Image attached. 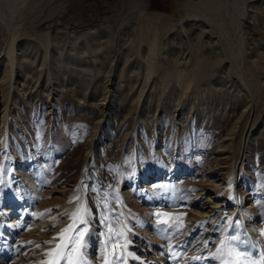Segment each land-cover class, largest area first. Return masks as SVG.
Instances as JSON below:
<instances>
[{
  "label": "rangeland",
  "instance_id": "1",
  "mask_svg": "<svg viewBox=\"0 0 264 264\" xmlns=\"http://www.w3.org/2000/svg\"><path fill=\"white\" fill-rule=\"evenodd\" d=\"M63 1H68V9L60 20L49 18L35 27L0 25V141L7 137L11 146V153L0 151V192L13 196L26 188L32 197L26 207L29 213L22 220L10 203L3 202L0 222L5 220L21 233L46 241L76 218L80 222L84 214L89 222L84 238L94 240L91 249L99 254L93 251L91 256L84 246L83 251L93 264H108L112 244L96 224V217L104 211L91 187L99 180L104 185L102 193L120 200L113 206L117 214L133 223L128 228L123 225L127 231L124 241L145 257V264H161L160 259L182 245L179 255L183 262L195 260L193 257L205 259V263L221 258L223 251L219 257L213 254L222 242L224 250L228 246L236 212L250 211L257 221L264 216V16L245 24L253 46L242 48L234 37L230 43L223 40L221 62L212 49L206 47L202 52L191 46V37L196 39L201 30L185 31L188 38L179 36L182 42L174 45L175 50L160 40L153 71L147 73L146 43L129 49L132 36H120L129 24L122 28L112 19L118 1ZM182 1L150 0L147 7L179 20L183 13L177 7ZM106 25L114 26L116 37L112 46L101 40L104 49L96 56L83 33ZM14 29L20 33L18 40L30 43L23 47L28 69L23 73L15 65L13 79H1L7 67L3 51ZM55 29L68 31L67 35H60L59 40L51 37L47 43V34ZM78 33L81 36L76 38ZM163 34L160 37L165 39ZM206 59L214 61L210 70L202 67ZM244 142L238 206L232 211L224 187ZM82 187L88 204L81 215ZM143 190L149 192L147 196ZM149 200L158 206L145 209ZM197 205H204L199 221L193 216ZM151 211L156 218L148 228L149 235L134 217ZM262 223L256 237L264 264ZM197 225L206 232L200 235ZM215 228L223 230L220 237L216 238ZM207 237L210 240L205 245L201 241ZM23 253L32 258L41 254L28 249ZM111 264L118 262L114 259Z\"/></svg>",
  "mask_w": 264,
  "mask_h": 264
},
{
  "label": "bare ground",
  "instance_id": "2",
  "mask_svg": "<svg viewBox=\"0 0 264 264\" xmlns=\"http://www.w3.org/2000/svg\"><path fill=\"white\" fill-rule=\"evenodd\" d=\"M74 1H76L74 3H77L79 0ZM115 1H118V11L112 15L113 18L108 15L106 19H114L115 21H117V24H119L120 27L123 24H129V27L126 25L127 27L123 28L122 26V35H120L122 39H128V36H132V40L129 39V42L131 43L128 42V44L125 41V43L128 44L129 49H131L136 44L144 42L146 43V46L143 49V59L145 58L144 65L147 73H151L153 71L154 64L152 60L160 44V40L164 42L165 46H169L172 50H175L176 47H174V45H176L177 43L180 44L182 42L181 39L178 40V38L181 35L184 36L183 33H185V31L187 33L190 32L192 28H195V31L197 33L198 30H201V33L197 34L196 39L191 37V46H196L197 49H200L202 52H204L202 49H205L206 47L212 49L215 52V55H218L217 57H220L221 62L223 61L222 56L224 55V50L221 48V46L223 45V40L230 43V39L234 37V41H236V43H238L239 41L242 48L243 46H253V44L250 43L247 32L249 30H246L245 24L249 22H257L260 20L261 16H264V0H183L182 2H180L182 7H180V4H178L177 7V11H182L183 13V16H181L182 18L179 20H176L175 17L170 14L149 11V7L147 6L150 0ZM67 2L68 1L63 0H0V25L5 26L6 24H31L32 27H35L36 25H38V23L49 18L53 19L55 17L60 20L61 16L64 15L66 13V10L68 9ZM82 8L83 3L81 4L80 8L83 12L84 10ZM161 30H165L163 32L164 34L161 33ZM67 32H62L60 29H55L52 31V33H49L51 34L50 36H48L47 34V37L45 38L47 39V41H45L49 43L48 40L51 37L59 40L58 37L63 34L67 35ZM18 33V30H12L11 38L9 39V41L7 40L8 44L3 51L4 55L2 59V61L7 64V67H5L1 79L9 80L11 79V77L13 79L14 69H12V67L15 68V65L18 67V71L21 72L22 70L23 73L28 69L27 64H25L24 61L25 54L23 50H25V48L23 47L25 45V42L26 45H29L30 43L23 39L18 40L19 37H21L19 35L20 33ZM114 33V26L106 25L103 28H99L96 30L94 29L85 34L83 33V35L89 37L88 48L95 51V55L97 56V51H99V49H104V42L102 44H99L101 40H107L106 43L108 42V45L112 46L113 38L115 39L116 37ZM161 34H163L162 37H165V39L160 37ZM80 36L81 34L78 33L75 37L79 38ZM184 37H186V35ZM186 44L188 47V42H186ZM255 44L258 45L259 42L256 41ZM229 47L233 50L231 45ZM19 51L20 53H18ZM186 51V54L189 55L190 53L188 52V48H186ZM234 51H236V49ZM58 61H62L61 57L58 59ZM213 63L214 61H212V59H206L203 61L202 67H204V69L206 68L210 70ZM1 81L2 80H0V83ZM253 140L255 139H252V141ZM3 141L4 142L0 141V151L2 150L5 153L8 151L11 153V151H9L11 149V146L9 142H7V137H5V140L3 139ZM245 149L246 142L243 143L242 148L239 151L235 169L229 176V179L226 182L227 185L224 187V190H226L228 197H230L229 203L231 204L228 206V210L232 211H235L238 206L237 188L239 183V176L241 170L243 169L242 164L245 160ZM12 160H15V156L13 155ZM14 172L16 174L18 173L16 170H14ZM150 180H155V178H151ZM102 185L103 184L101 181L96 180L93 182V184H91V187L95 188L94 191H96L98 199L97 203H99L104 211L102 212V214L96 217V224L99 226V229L102 230L104 236L112 244V246L110 247V254L112 255V258H110L109 256L106 259V263L111 264V260L115 259L118 264H145V257L133 251V247H131L128 242L124 241L127 231L123 227V225L128 228L131 227L133 223L130 220L125 219V216L117 214V210H115L113 206L119 204L120 200L102 193V188L104 186ZM22 187L24 186L22 185L21 188ZM82 188L84 191V195L78 202L81 215L83 211H85L86 205L88 204L85 188ZM23 190H20L19 193H15V195L13 196L4 195L3 191L2 193L0 192V207H3V202L10 203V208L14 209L16 216H18V219L21 220L29 213V209H27L26 207L30 205L31 202H28V198H32L31 193L28 189L25 188V191ZM141 193L147 196L149 192L147 190H143L141 191ZM261 197L262 199H264V194ZM158 204L159 203L155 200H149L146 204L145 209H154L158 206ZM168 205H170V203ZM203 206L204 205H197L198 208L193 209V216L195 217V221L200 220L201 214H203ZM38 211L40 210L37 209L36 211H34L35 214L39 213ZM154 212L151 211L147 214L144 213L143 215H137V217H134V219H136L137 222L143 226L142 229L145 231V233L149 235L151 234L149 233L148 228L151 227L156 218V214H154ZM223 212L224 210L220 211V213ZM245 213L246 214L236 212V215H234V220L232 221V231L227 241L228 246L225 248V250H223L224 254H222L221 258H214L213 260H210V264H225V261H228L231 258L235 257L236 252L243 253V255L239 258L240 261H243L245 257L250 256L252 257L253 261H256V264H261L258 254V239L256 237V230L257 227L262 226L264 216L260 217V219L257 221L255 214L251 213L250 211H247ZM6 215H8V213ZM142 217L144 218V221L141 222ZM81 218L86 221V224L79 222V218H76V220L72 224V228H70L66 232L63 231L62 233L53 235L46 241H37V236H35L34 234L21 233L18 228L9 226L8 223L5 222V220L3 221L4 224L3 222H0V260L3 262L2 264H93L88 255L84 253L83 246L84 248L87 247L86 249L87 251H90L91 256L93 255V251L97 254H99V252L97 249H91V245L94 242L92 238H84L89 222L84 218V214L81 216ZM254 221H257L256 224H254ZM218 223L220 225L222 223L221 220H219ZM197 226H195L194 229H196ZM197 229V231H201L200 235L206 232L204 228H200V226ZM216 229L217 228L214 229L215 233L217 232ZM218 230L219 231L216 234V238L220 237L219 234L223 232L222 229ZM186 233L187 232H185L183 235H185ZM232 236H237L239 239L237 241H232ZM166 237L168 238L170 236L167 235ZM209 240L210 238L207 237L206 240L203 239L201 242L205 241L204 244H207ZM48 241H51V243H46ZM196 241H199V239H196ZM58 245L59 247H57ZM199 245H201V243ZM216 245L218 244L216 243ZM182 248L183 245L170 252L169 255H166L165 257L161 256V258L163 257V259H160L161 264H209L205 263V259L199 261L195 259L191 261L189 260L188 262H183L179 255ZM229 248L235 250L233 252V257H229L228 255L227 250ZM24 249H28L33 253L41 254H35L37 255V258L27 257L26 254L23 253Z\"/></svg>",
  "mask_w": 264,
  "mask_h": 264
},
{
  "label": "snow or ice",
  "instance_id": "3",
  "mask_svg": "<svg viewBox=\"0 0 264 264\" xmlns=\"http://www.w3.org/2000/svg\"><path fill=\"white\" fill-rule=\"evenodd\" d=\"M78 211H79V209H78ZM76 215H77L76 213H73V219H75ZM80 222L86 224V221H84L83 219H81ZM72 227H73V225H69L68 228L64 229V231L66 232V231H68V230H69L70 228H72ZM82 231H84V230H82ZM54 239H55V238H54ZM238 239H239V238H238L237 236H232V237H231V240H232V241H237ZM46 243H51V241H48V242H46ZM224 245H225V242H222V243H221V248L218 249V252H217V253H214V254H213L214 257H219V256H220L221 252L224 250ZM57 247H59V245H58ZM234 251H235V250L232 249V248H229V249L227 250L229 257H233V252H234ZM242 255H243V253L236 252V253H235V257H234V258H231V259L228 260V261H225V264H256V261L251 260L250 257H245V259H244L243 261H240L239 258H240V256H242ZM262 256H264V254H262ZM193 259H200V257H193Z\"/></svg>",
  "mask_w": 264,
  "mask_h": 264
}]
</instances>
